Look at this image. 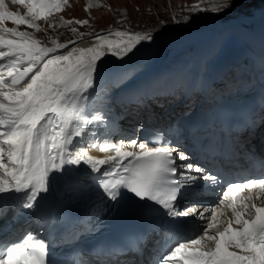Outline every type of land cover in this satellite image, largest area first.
<instances>
[{
  "label": "snow or ice",
  "instance_id": "obj_1",
  "mask_svg": "<svg viewBox=\"0 0 264 264\" xmlns=\"http://www.w3.org/2000/svg\"><path fill=\"white\" fill-rule=\"evenodd\" d=\"M11 2L23 4L27 12L20 15L9 11L5 0H0V60L7 61L0 64V193H24L23 207L32 209L37 196L49 190L52 173L83 163L90 165L95 174L111 163L114 167L103 173L112 177L110 188L105 185L111 200H116L119 189L124 187L141 200L159 204L170 217L193 213L204 221L198 236L161 253L163 264H264V177L228 183L222 199H218L224 210L213 208L209 219L206 208L198 211L194 206L177 211L174 207L183 186L180 181H195V174L204 169L191 163L187 153L170 141H163L162 136L159 146L153 141L121 139L120 146L113 148L116 155L103 160L86 151L75 157L70 155L76 151L72 148L74 136L82 135L81 131L73 135V128L78 127L74 122L84 120L91 124L100 118L85 115L87 107L79 103L86 102L89 90L95 87L98 65L107 53L122 61L141 42L152 40L153 35L117 30L110 35L118 39L97 33L91 47L78 48L75 40L53 41L52 46H47L30 33L4 24L11 21L13 25L39 30L36 22L45 14L60 10L67 0ZM231 7L232 0H224L222 6L211 11ZM197 9L204 11L194 5L193 11ZM76 23L83 25L87 21ZM69 43L73 47L66 54L50 55L67 49ZM125 144L131 150H126ZM200 178L216 182L213 175ZM229 210L231 216L226 218ZM46 252V244L29 235L22 244L8 247L6 258L0 255V264H47Z\"/></svg>",
  "mask_w": 264,
  "mask_h": 264
},
{
  "label": "rangeland",
  "instance_id": "obj_2",
  "mask_svg": "<svg viewBox=\"0 0 264 264\" xmlns=\"http://www.w3.org/2000/svg\"><path fill=\"white\" fill-rule=\"evenodd\" d=\"M5 3L9 11L20 15H25L27 12L23 4H13L11 0H5ZM223 3L224 0H67L66 3L61 4L60 10L54 11L51 15L45 14L36 22L39 30L28 28L26 25H13L11 21H6L4 27L26 31L47 46H52L53 41L56 43H67L72 40L77 43L82 40L93 41L97 33L115 39L110 33L117 30L153 35L152 40L141 42L122 61L107 53L98 65L97 79L107 72L119 70L124 66L126 67L124 69H130L127 76L135 75L132 74L133 70L140 67L141 71L135 73L145 71L142 74L150 75L151 72L147 70L155 64L174 65L187 61L190 55L201 56L214 49L211 56L203 58L204 65L201 70L194 69L189 72L193 76H202L219 62L215 56L221 41L238 40L247 44L248 41L250 43L253 41V45L264 42V0H232L231 8L220 12L211 11L212 8L222 6ZM194 5H199L204 11L199 9L193 11ZM76 21H87V23L81 25ZM73 28L75 31L72 30ZM216 34L217 38L214 37ZM68 45L72 46L70 43ZM248 48L254 49L249 44ZM65 51L66 49H60L50 55L64 54ZM261 51L264 53V48ZM208 59H210L209 63H207ZM136 64L140 66L136 68L138 66ZM191 87L193 91L197 88L192 82ZM95 93L94 88L89 90L88 99L83 102L84 106H87L86 103ZM179 102L183 103L181 100L176 103L178 109ZM157 103L162 104L161 101ZM106 110L109 112L106 105L97 109L100 121L105 118L102 114Z\"/></svg>",
  "mask_w": 264,
  "mask_h": 264
},
{
  "label": "bare ground",
  "instance_id": "obj_3",
  "mask_svg": "<svg viewBox=\"0 0 264 264\" xmlns=\"http://www.w3.org/2000/svg\"><path fill=\"white\" fill-rule=\"evenodd\" d=\"M115 39H116V37H115ZM229 40H233V39H229ZM94 43H95V39L93 41L82 40V41H79L78 43H76L75 46L78 48H86V47H91ZM234 43H236V45ZM229 46H236V50L239 49V51H238L237 55L231 56L230 58H227L226 57L227 56L226 48H228ZM72 47H73V45L69 46L65 52L70 50ZM64 54H66V53H64ZM251 54L256 56V60L258 63L257 67L254 68L250 64H246V66H245L244 63H242L244 68H243V70H241V73L239 74L237 81H235V82L237 83V86H242L244 88L257 87L259 83H261V82L264 83V60H262V57L259 56L258 53L254 49L250 50L248 48V44L245 41H238V40L237 41H227V40L221 41V43L219 44V48L216 51L217 57L215 56V58L218 59L219 62L211 70L205 72L202 76L201 75L193 76L192 74L188 73V78L193 83V86L197 87L199 89V94H200V92L203 90V88H202L203 83L210 80V76L212 75V72L215 70L216 67H218V71L222 74L220 76V78L225 76L230 81L231 75L229 73L235 72L234 70H231L230 67L232 65H234L235 63L239 62L240 60H243L244 58H249L251 56ZM261 60H262V62H261ZM123 66H124V64H123ZM126 70L127 69H125V71L123 73L118 74L114 80H116L117 82L120 80H123V77L127 76L128 72H130V69H128V71H126ZM107 73H109V72H107ZM147 77H150V75L148 73L141 74L140 76L135 78V80L133 81V83H131L130 86L126 85L125 88H128V91H130L131 87L132 88H138L141 91H143L144 83L146 82ZM105 81H106L105 77H102L99 80H96L95 87H94L95 92H97V90L102 86V83H104ZM168 82H170V81H168ZM235 82H233V83H235ZM181 102H184V100H181ZM79 103H81L83 105V101L79 102ZM145 104L148 108L147 111H149L150 107L147 105V103H145ZM178 105H180V108L183 106V104L180 102ZM152 111H154V110H151V112ZM176 112H179V110L174 111L173 113H176ZM182 112H185V111L183 110ZM116 123H118V122H115L114 124H116ZM74 125H78V127L73 128V135L75 134V131H81L82 132L81 136H79V137L74 136V139L79 142L80 139L83 137V134L85 131L84 126H83V120L75 121ZM116 132L118 133L119 131H114L113 133H116ZM113 138H114L113 136L110 137V140ZM78 142L75 143L76 149L79 147ZM75 147L72 145L73 149ZM125 149L131 150L128 144H127ZM72 153L73 152H71V154ZM89 153H90L89 156H92L95 159L103 160V159H106V157H107V155H94L93 151H91ZM114 153H115V151H114ZM6 160H7V157L5 156V162H6ZM72 166L73 165L66 166L65 169L70 170L72 168ZM104 166H102V168H101L102 171L104 170ZM79 179L83 180L82 177H79ZM60 183L64 186L67 185V182L65 180H60Z\"/></svg>",
  "mask_w": 264,
  "mask_h": 264
}]
</instances>
